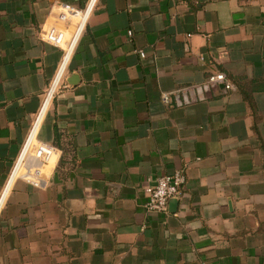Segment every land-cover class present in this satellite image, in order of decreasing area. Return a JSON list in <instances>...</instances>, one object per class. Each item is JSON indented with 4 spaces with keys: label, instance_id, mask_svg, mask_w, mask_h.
Returning <instances> with one entry per match:
<instances>
[{
    "label": "crops",
    "instance_id": "obj_1",
    "mask_svg": "<svg viewBox=\"0 0 264 264\" xmlns=\"http://www.w3.org/2000/svg\"><path fill=\"white\" fill-rule=\"evenodd\" d=\"M60 2L93 4L64 66L39 37ZM65 67L38 132L61 149L48 185L1 201ZM214 72L233 87L197 90ZM263 146L264 0H0V264H264ZM179 169L184 197L148 211Z\"/></svg>",
    "mask_w": 264,
    "mask_h": 264
},
{
    "label": "built area",
    "instance_id": "obj_2",
    "mask_svg": "<svg viewBox=\"0 0 264 264\" xmlns=\"http://www.w3.org/2000/svg\"><path fill=\"white\" fill-rule=\"evenodd\" d=\"M90 4L85 8H79L69 2H60L57 4L55 12L52 14L46 26L42 27L39 31V37L41 40L52 44L63 51L62 60L71 47H73L71 56L77 47L80 36L84 31L86 22L93 7V4L91 7ZM83 18H85V22L83 27L80 29L79 26ZM141 55L145 56V52L141 51ZM66 67L59 85L51 94V103L57 91L61 87L68 85L65 78ZM54 79L55 77L45 92L42 106L35 117L29 134L22 146L21 152L15 161V164L9 175L7 185L2 193L1 201L3 200V197L5 196L10 185L17 179H21L35 188H45L48 185V178L51 174L52 167L48 169L47 166L51 162L54 161L55 163L57 161L61 154V149L55 144L40 140L38 138V132L44 119L43 113L48 110L47 106L43 112L49 98ZM220 84H223L227 90H230L233 87L224 72H214L210 74L203 84L195 87L199 91L203 90L208 92ZM190 88L191 87H185L181 90H188ZM163 100L166 103L169 102L168 93L163 94ZM195 100L196 99L189 100L185 98L182 101V104H189ZM153 181L154 184L150 196L146 202V208L148 211L168 213L170 201L172 199H180L184 197L187 175L183 169H179L172 173L159 175Z\"/></svg>",
    "mask_w": 264,
    "mask_h": 264
},
{
    "label": "bare ground",
    "instance_id": "obj_3",
    "mask_svg": "<svg viewBox=\"0 0 264 264\" xmlns=\"http://www.w3.org/2000/svg\"><path fill=\"white\" fill-rule=\"evenodd\" d=\"M67 54L68 53L65 54V57L63 59V63H62L63 66L69 60V57L67 58ZM62 75H63L62 72H60L59 75L57 77H55V79L53 81V84H52L51 92H50V95H49V98H48L47 102L52 98L51 94L56 90L57 86L59 85V82L61 81ZM49 103H50V101L48 103H46L43 112L45 111V109H46V107L48 106Z\"/></svg>",
    "mask_w": 264,
    "mask_h": 264
},
{
    "label": "rangeland",
    "instance_id": "obj_4",
    "mask_svg": "<svg viewBox=\"0 0 264 264\" xmlns=\"http://www.w3.org/2000/svg\"><path fill=\"white\" fill-rule=\"evenodd\" d=\"M53 165H54V161L51 162V163L47 166V168L50 169Z\"/></svg>",
    "mask_w": 264,
    "mask_h": 264
},
{
    "label": "water",
    "instance_id": "obj_5",
    "mask_svg": "<svg viewBox=\"0 0 264 264\" xmlns=\"http://www.w3.org/2000/svg\"><path fill=\"white\" fill-rule=\"evenodd\" d=\"M179 199H172L170 202L178 203Z\"/></svg>",
    "mask_w": 264,
    "mask_h": 264
},
{
    "label": "trees",
    "instance_id": "obj_6",
    "mask_svg": "<svg viewBox=\"0 0 264 264\" xmlns=\"http://www.w3.org/2000/svg\"><path fill=\"white\" fill-rule=\"evenodd\" d=\"M263 149H264V146H263Z\"/></svg>",
    "mask_w": 264,
    "mask_h": 264
}]
</instances>
